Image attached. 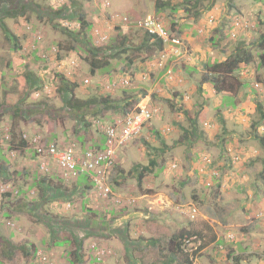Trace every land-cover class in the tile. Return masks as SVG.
<instances>
[{"label": "rangeland", "instance_id": "374dc122", "mask_svg": "<svg viewBox=\"0 0 264 264\" xmlns=\"http://www.w3.org/2000/svg\"><path fill=\"white\" fill-rule=\"evenodd\" d=\"M156 1L2 0L0 264H73L70 254L76 251L74 235L82 239L87 253L91 252L88 255L82 249L81 254L87 258L77 264H116L114 252L101 250L105 247L99 242L106 237L107 225L114 223L122 234V224L130 220L129 240L125 242L130 251L124 253L126 257L121 254V264H165L170 257L167 241L180 231L198 233L203 239L200 264H232L231 258L236 255L250 263L264 264V121L256 109L257 103L264 108V69L256 62L248 67L240 65L234 77L243 86L230 96L216 93L210 84H199L205 64L210 59L223 61L239 42L255 52L256 41L264 33V0L259 6L257 0H206L196 8L198 18L182 9L158 11ZM158 1L180 4V0ZM74 4L86 13L90 24L87 39L93 47L104 49L96 56L109 61L106 73L98 72L93 77L89 73L86 43L76 37L79 25L72 14ZM237 16L248 28L231 38L232 19ZM148 17L169 34L179 36L181 48L175 49L179 57L168 45L161 53L150 43L141 48L145 30L138 28L137 22ZM209 17L214 18L213 27L208 24ZM2 27L9 36L18 37L19 49L5 37ZM202 27L204 33L200 34L197 30ZM70 45L74 50L68 48ZM115 52L121 54L117 57ZM188 67H193L192 73ZM26 69L40 78L42 88L27 93L22 107L29 112L28 120H15V144L20 136L27 142V148L19 151L11 147L10 107H18L23 94L17 79ZM56 74L79 86L78 97L108 95L110 105H118L117 110H103L93 119L102 130L124 117L119 109L128 96L125 90L138 98V107L151 112L152 119L140 135L116 150L114 168L105 181L110 189L106 196L90 180L65 179L59 183L62 173L54 163L47 168L51 176L46 177L59 184L60 190L53 191L52 185L46 197L38 194L36 182L45 176L35 148L55 140L65 147L83 134L76 132L81 119L64 109L55 92ZM129 78L132 87L125 89L121 81ZM256 83L259 91L254 88ZM184 111L190 120L196 119L194 130ZM92 112L86 113V119ZM95 130L84 134L82 148L99 149L103 134ZM141 167H148L149 172L139 188ZM5 173L11 174L10 179L4 178ZM93 201L98 208L108 204L109 209L111 205L117 217L111 222L100 221L98 215L89 213L87 205ZM82 202L86 203L83 209ZM192 205L197 208L195 219L188 215ZM119 210L124 211L120 214ZM52 217L62 218L66 226H71L55 227ZM143 222L149 223L148 230L159 229V233L157 223H162L163 237L134 231ZM64 239L70 243L58 244ZM32 245L42 252L45 263L42 256L31 252ZM228 250L233 254L226 259Z\"/></svg>", "mask_w": 264, "mask_h": 264}, {"label": "trees", "instance_id": "16d2710c", "mask_svg": "<svg viewBox=\"0 0 264 264\" xmlns=\"http://www.w3.org/2000/svg\"><path fill=\"white\" fill-rule=\"evenodd\" d=\"M206 0H180V4L178 6H173L170 3H161V1H156L155 2V9L160 11L164 8H169L173 12H177L179 9H182L185 14L188 13V15L194 14L196 18L199 17V12L196 11V8L199 6L202 7L203 2ZM2 5V0H0V9ZM4 8V7H3ZM209 9V8H207ZM3 10V9H2ZM1 13H3V11ZM8 14V13H4ZM73 16L75 17L76 21L78 22L79 25V30L76 33V37H80L83 39L86 43V51L89 53L90 57L87 60V64L89 65V73L93 77L95 76L98 72L99 73H106L109 71L110 68V63L109 61L105 59H100L99 57L96 56V53L103 52L104 49L100 48H95L91 45L89 39H87V29H89V22L87 21V16L85 11L82 9V7H78L77 4L73 5ZM13 17V16H12ZM3 25V24H2ZM4 30L5 37L12 42V46L16 49H19V39L15 35L9 36L8 32L5 27H2ZM140 28V27H138ZM142 29V28H140ZM172 30H175V25L172 27ZM122 32L125 33V29H122ZM153 44L155 45L161 53L164 50V47L167 45L163 41L162 38L157 36L156 34H150L147 30L145 31V41L141 45V48L147 47L148 45ZM70 50H74V46H69ZM122 52V50H120ZM125 52V51H123ZM114 54V53H113ZM121 53L115 52L114 56H119ZM191 62V60H189ZM187 65H191L189 63ZM253 62H256V65L258 68L264 69V33L259 36V38L256 41L255 45V52H252L250 50H247L244 43L239 42L238 45L233 49V51L228 54L223 61H218L216 59H210L204 66V73L201 75L200 78V87H202L205 84H210L212 85L213 89L215 90L216 93L218 94H223L224 96H230L231 94H235L237 90H240V88L243 86L241 82H238L234 74L236 71H238V68L240 65H244L246 67L250 66L253 64ZM130 63V62H129ZM191 69H188L190 73L193 72V67H188ZM132 76V75H131ZM55 79L58 82V85L55 88V92L60 95L61 101L63 102L64 109L72 114H75L77 118H80L81 121H77V127H76V132H82V135H77L76 138H78V141H71L68 145H76L78 150L81 152H85V150H103L105 148L106 143L108 142V138L106 135V128L109 127L107 126L104 130L100 129L97 125H95L93 119H96V117L103 112V110H109V109H118V105H110L111 104V98L108 95H103V97H88V98H80L77 96V90L79 89V86L74 83L69 81L66 77L62 76V74H56ZM18 83L19 87L22 89V94L19 99V104L17 105L18 107L12 105L10 108L12 110V129L10 130V136L11 139L13 140L11 143V147L15 148L16 150L23 151L24 149L27 148V142L22 139L20 136V139L17 140V143L15 144L14 139H16V127H18V124L15 122V120L18 118L20 120H28L29 115L27 110L23 108L22 106L24 105V101L27 97V93L30 90H40L42 88V82L40 78L35 75L32 71L26 69L20 77H18ZM122 85H124L125 89H130L131 86V79L129 78L127 81L122 80ZM128 90H125V93L128 95L125 97L123 105L120 107V113L124 117L130 115L131 113L139 110L138 109V98H134L133 94L128 93ZM144 95V94H143ZM229 103L232 102V96L228 100ZM138 103V104H137ZM176 104V103H175ZM232 104V103H231ZM171 107H174V104L171 103ZM256 109L259 111L261 115V120L264 121V108L260 103L256 104ZM94 111L91 114H89L91 117L86 119V113ZM151 113V112H150ZM184 115L188 117V120L191 122L190 123V128L193 130L195 129L196 126V119L190 120L189 114L184 111ZM151 118L148 120L150 122ZM147 122V123H148ZM146 123V124H147ZM146 126V125H145ZM144 126V127H145ZM94 128L95 132L97 133H102L103 134V139L99 143V149H94L93 147L88 146L87 148H82V144L85 141L84 139V134L85 133H91L92 129ZM154 129L153 127L150 128V132H153ZM136 139V138H134ZM132 139V140H134ZM131 140V141H132ZM261 141H264L262 138ZM50 143H54L58 145L59 143L55 140ZM124 146V145H123ZM121 146V147H123ZM118 147L117 149L121 148ZM154 163L151 161L150 166H152ZM50 169V168H49ZM137 169V168H136ZM43 172V178L39 179V181L36 182L37 185V190L38 194L41 197H46V195L49 193L48 190H50L54 185L51 181V179L47 178L46 176H51L50 173H47V170H41ZM149 172L148 167H141V171L138 174L137 177V185L140 188L142 184V180L144 177L147 175ZM62 173V172H61ZM16 175V173H13ZM10 175L8 173L4 174V178L10 179ZM62 177V178H61ZM59 177L60 180H58L59 183L65 181V178L62 176ZM47 178V179H46ZM85 179V180H83ZM78 181H88L89 178L87 176H81L77 179ZM57 183V182H56ZM55 183V184H56ZM60 190L59 184L54 185L55 190ZM19 192V191H18ZM35 194V191H33ZM61 194V193H60ZM65 199L68 197L64 194L63 195ZM52 197V196H51ZM50 197V198H51ZM53 198L55 199L56 197L53 195ZM49 199V198H48ZM46 199V200H48ZM45 200V201H46ZM193 200H197L196 196H193ZM53 219V226H59V227H65L71 226V224H68L66 226V222L62 221V218H56L52 217ZM65 220V219H64ZM75 224H81L78 222H75ZM125 231L128 232V226L125 228ZM187 234H192V233H186L185 231H180L176 234H173L171 237H169L167 241V252L169 253L170 257L175 259L178 264H187L188 260L184 258L185 256L182 254L181 246H180V240L184 235ZM197 235H199L197 233ZM200 236V235H199ZM74 244L76 245V251L72 252L70 255L73 256V260L71 261L73 264L81 263L83 260H85L87 257L83 254H81L82 249H83V241L82 239L78 238L77 235H74L73 240ZM70 243V241L63 240L61 242H58V244H65L67 245ZM31 252L35 254L36 256L40 257L43 256L41 251H38V249L35 246H31ZM40 253V255H39ZM233 252L231 250H228L226 253V259L230 258L232 256ZM180 260H178V259ZM182 259V260H181ZM234 262H239V257H234L232 258Z\"/></svg>", "mask_w": 264, "mask_h": 264}, {"label": "built area", "instance_id": "2783aa9c", "mask_svg": "<svg viewBox=\"0 0 264 264\" xmlns=\"http://www.w3.org/2000/svg\"><path fill=\"white\" fill-rule=\"evenodd\" d=\"M138 26L150 34H156L165 42L173 45L180 44L178 39L170 40L164 29L158 27L151 17L139 21ZM138 109L106 128L108 142L103 150L81 152L76 145L65 147L54 143L38 145L35 151L40 158V168L47 170L51 163H54L66 180H77L81 176H87L96 188L102 190L104 196L108 195L110 189L106 186L105 181L109 171L113 168L117 148L137 138L152 116L146 107H138ZM34 142L37 143V140ZM196 213L197 209L193 206L188 215L191 219H195ZM180 246L184 258L188 260L187 264H200L198 254L203 243L198 236L184 235L180 240ZM42 261L45 263L47 259L42 256Z\"/></svg>", "mask_w": 264, "mask_h": 264}, {"label": "crops", "instance_id": "0c3cea01", "mask_svg": "<svg viewBox=\"0 0 264 264\" xmlns=\"http://www.w3.org/2000/svg\"><path fill=\"white\" fill-rule=\"evenodd\" d=\"M83 182V181H82ZM93 200V199H92ZM86 203L84 202H82V209L84 208V205H85ZM98 203L97 202H94L93 201V203L91 202V205H87L89 208H91V209H88V210H91L89 213H91V214H93L95 217H96V215H98V218L100 219V221H102V222H107V221H112V220H114L116 217H117V215H118V212L115 210V209H113V207H111V205H110V208L109 209H107L108 207V204L107 205H105V207L104 208H98ZM150 209H152V208H150ZM124 211V210H123ZM123 211H121V210H119V213L120 214H122V212ZM101 213H102V216H101ZM129 217V216H128ZM135 217V216H134ZM106 218V219H105ZM133 218V217H132ZM131 221V220H130ZM127 221H125V223H126ZM114 224V223H113ZM113 224H110V225H107L108 227H107V230H106V237H101L103 240H100V242H99V245L100 246H102V247H105V248H101V250H105L106 248L107 249H109V251L111 252V253H113L114 252V257H113V259L115 260V263L116 264H121L122 263V255L123 256H125L126 257V255H124V253H128L129 251H130V249L128 248V246L127 245H125V242H127L129 239L127 238V236H128V233H129V230H128V233L127 232H124L125 231V229H121V231H122V234H120V231H119V228H117V227H114V225ZM131 224H133V223H131ZM157 224H159V226L161 227V231H160V233H159V229H157V230H154V232H152L151 230H148L147 228H146V226H148L149 225V223H140V224H138V225H136V227H135V230L134 231H137V232H141V234L142 233H147L150 237H154V238H160V237H163V235H162V233L165 231V230H163V228H165L164 227V225L162 224V223H157ZM122 225H124V224H122ZM104 225H102L101 226V228L103 227ZM135 226V225H134ZM141 226H145V227H143L142 228V230H141ZM123 228V227H122ZM102 229H106V227L105 228H102ZM129 229L131 230V228L129 227ZM119 231V233H116V232H118ZM161 234V235H160ZM149 237V238H150ZM153 238V239H154ZM95 240H97V239H95ZM92 241H88L87 243L88 244H92L91 243ZM85 244V243H84ZM89 245V246H90ZM87 248H88V245H87ZM83 250H84V252H86V254H90L91 252H89V253H87L88 251H86V250H88V249H86V246L84 245V247H83ZM106 251H108V250H106ZM118 253H119V255H118ZM122 254V255H121ZM238 254V253H237ZM121 255V256H120ZM218 255H216L215 254V257H217ZM236 257H242V256H238V255H236ZM128 258L131 260L132 259V257L130 256V255H128ZM219 258V256L217 257V259ZM240 260H239V262H235L236 264H254L253 262L252 263H250V262H247L246 260H243V259H241V258H239ZM172 260H175V259H173L172 257H168L167 259H166V262H165V264H169V262H171ZM131 262V261H130ZM232 262L234 263V261H233V259H232Z\"/></svg>", "mask_w": 264, "mask_h": 264}, {"label": "clouds", "instance_id": "9594fccd", "mask_svg": "<svg viewBox=\"0 0 264 264\" xmlns=\"http://www.w3.org/2000/svg\"><path fill=\"white\" fill-rule=\"evenodd\" d=\"M257 2H258V6L259 5H261L262 4V2H261V0H257ZM213 22H214V18L213 17H209V20H208V24L210 25V27H213L212 26V24H213ZM137 25H138V22H137ZM139 27V26H138ZM244 27H247L248 28V26L246 25V24H244V22L242 21V19L239 17V16H237V17H234L233 19H232V23H231V29H230V37L231 38H235L240 32L239 31H241L242 30V28H244ZM141 28V27H140ZM142 29H144V28H142ZM145 30V29H144ZM146 31V30H145ZM164 31L167 33V35H168V37H169V39L171 40V39H178V40H180L179 39V36L178 35H176L175 33H173V34H169L165 29H164ZM200 34H203L204 33V28L202 27V28H198V30H197ZM164 41V40H163ZM165 42V41H164ZM165 43H167V45L169 46V48H170V51L171 52H173L174 54H176V55H178V57L181 55L180 53H178L175 49L176 48H181L180 47V44L179 45H173V44H170V43H168V42H165ZM167 52V51H166ZM258 87H259V85L256 83L255 85H254V88H255V90L257 91H259V89H258ZM36 152V151H35ZM37 157H38V155H37ZM113 168H114V165H113ZM112 168V169H113ZM206 186H208V187H210L211 186V184H210V182H207L206 183ZM194 205H192L191 207H193ZM196 208V207H195ZM197 209V208H196ZM150 210H152V209H150ZM196 215V214H195ZM196 217V216H195ZM129 222L130 221H127L126 223L124 222L123 224V227H124V229L127 227V225L129 224ZM106 235V234H105ZM104 235V236H105ZM189 235H196V236H198L201 240H202V243H203V239L199 236V235H197V233H192V234H189ZM231 263L232 264H235V262L233 263L232 262V259H231Z\"/></svg>", "mask_w": 264, "mask_h": 264}]
</instances>
